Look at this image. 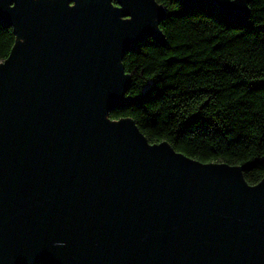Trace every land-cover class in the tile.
Returning <instances> with one entry per match:
<instances>
[{"label":"water","instance_id":"obj_1","mask_svg":"<svg viewBox=\"0 0 264 264\" xmlns=\"http://www.w3.org/2000/svg\"><path fill=\"white\" fill-rule=\"evenodd\" d=\"M178 1L238 25L252 2ZM109 4L0 0L18 40L0 65V264H264V180L111 121L132 102L122 61L165 43L166 10Z\"/></svg>","mask_w":264,"mask_h":264},{"label":"trees","instance_id":"obj_2","mask_svg":"<svg viewBox=\"0 0 264 264\" xmlns=\"http://www.w3.org/2000/svg\"><path fill=\"white\" fill-rule=\"evenodd\" d=\"M157 1V0H156ZM165 43L148 39L125 55L131 104L110 114L131 119L150 144L168 143L203 164L243 167L247 184L264 180V0L244 25L178 0L159 3ZM18 40L0 22V65Z\"/></svg>","mask_w":264,"mask_h":264},{"label":"snow or ice","instance_id":"obj_3","mask_svg":"<svg viewBox=\"0 0 264 264\" xmlns=\"http://www.w3.org/2000/svg\"><path fill=\"white\" fill-rule=\"evenodd\" d=\"M128 2L129 0H110V4L108 6L110 13L116 18L123 16L125 19L131 20L132 16L129 15L127 11H125L128 7ZM157 3H166V0H157ZM231 3L235 5L236 0H231ZM75 9L76 4H72L71 10Z\"/></svg>","mask_w":264,"mask_h":264}]
</instances>
